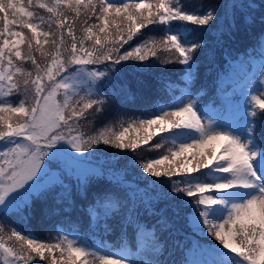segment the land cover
Returning <instances> with one entry per match:
<instances>
[{
    "label": "snow or ice",
    "instance_id": "snow-or-ice-1",
    "mask_svg": "<svg viewBox=\"0 0 264 264\" xmlns=\"http://www.w3.org/2000/svg\"><path fill=\"white\" fill-rule=\"evenodd\" d=\"M27 4L32 6L33 0ZM36 7L49 14L47 21L22 0H0V223L16 217L26 227L34 201L46 202L57 188L61 191L53 199L65 204V211L74 203L73 191L87 198L92 182L105 179L91 164L99 145L119 150L112 155L125 160L126 169L140 168L144 188L133 187L121 171L109 183L125 188L123 197L107 190L93 194L88 206L92 220L102 215L106 222L122 214L119 248L103 243L90 246L75 236L41 241L12 226L8 239H15L20 248L6 246L0 238L6 264L33 260L37 264H153L137 259L146 240H152L159 251L156 225L149 230L139 220L141 205L149 215L159 217L156 224L161 231L173 227L169 210L180 219V209H189L183 215L185 227L206 242H194L190 252L195 258L187 264H264V136L256 135L257 120L264 127V67L259 79L246 87L240 109L243 127L223 119L205 124L207 113L184 91L170 104L150 105L127 121L120 119L119 131L107 126L95 135L80 131L82 121H103L110 111L135 104L138 92L152 88L149 74L156 65L148 61L160 49L173 54L161 63L184 66L179 80L185 88L194 86L199 69L196 54L204 42L192 36L188 27L172 22L219 24L214 10L189 11L173 0H53ZM65 9L73 14L71 19ZM81 16L78 37L75 25ZM44 23L48 30L41 28ZM157 24L166 26L160 40L129 44L144 35L142 29ZM234 26L233 18L229 28ZM26 63L31 70L23 66ZM96 65L105 67H90ZM117 75L122 80L118 85ZM161 82L166 88L175 87L163 77L155 81ZM21 88L25 96L31 95L30 101L5 99L19 94ZM169 142L172 147L166 153L143 163L129 155L144 146L161 148ZM211 174H216L213 180L201 179ZM161 201L165 206L155 209L153 204ZM130 227L137 241L135 251L126 238Z\"/></svg>",
    "mask_w": 264,
    "mask_h": 264
},
{
    "label": "trees",
    "instance_id": "trees-1",
    "mask_svg": "<svg viewBox=\"0 0 264 264\" xmlns=\"http://www.w3.org/2000/svg\"><path fill=\"white\" fill-rule=\"evenodd\" d=\"M39 2L51 4L53 0H33V5L28 6L27 0H22V3L33 11L37 17H43L45 21L48 20L49 14L36 5ZM116 3H123L126 0H114ZM127 2L138 3L141 0H127ZM155 3L156 0H150ZM177 6H183L187 10H197L204 13L214 10V14L218 17L219 24L216 21L208 26L201 27L197 25H190L187 22H172V24L180 27L181 25L188 27L191 30V35L204 42V47L196 54V60L199 63L198 78L195 80L194 86L190 85L191 94L194 95L198 92L201 94L198 99H206L207 101L217 102L220 95H218L219 86L231 76L232 70H236L238 65H249L250 61L260 54V50L264 48V0H173ZM253 4L252 8L241 7V5ZM235 4L237 7L233 8ZM227 6V7H225ZM66 14L71 19L72 13L65 9ZM249 17L248 22L244 18ZM235 19V26L229 28V24ZM83 16L76 22L75 28L77 36L81 34L83 24L81 21ZM119 22V21H117ZM91 23V21H90ZM2 27V22H0ZM55 26H53L54 29ZM164 25H150L142 29L144 35H138L130 41L129 44H134L137 41L148 39L160 40L163 36ZM219 27L220 32L216 29ZM41 28L48 30L47 23L41 25ZM18 30V29H17ZM27 35L30 33L24 30ZM89 44L91 42H88ZM125 48L128 45L124 46ZM49 45H45L48 49ZM261 48V49H260ZM123 51V49L121 50ZM173 55L163 49L158 50L156 57H150L148 63L155 62V68L149 74L152 82V88L141 90L137 93V101L135 104H130L119 111H110L103 121H95L93 123H85L82 121L80 131L85 135H95L99 131L104 130V127H111L116 131L120 130V119L127 121V118L132 115H139L140 111L147 107L159 106L163 100H171L175 93L178 91L179 85H183L179 77L183 72L184 66L179 63L162 64V61L169 59ZM39 59V56L37 54ZM43 63V61H42ZM128 64L134 63L133 61L127 62ZM26 69L31 70V64L26 63L23 65ZM93 68L104 69V65L90 66ZM163 77L166 80H171L175 85L174 88H166L165 83H155L156 79ZM228 79L224 84L229 83ZM122 82L120 76L114 77V83L120 84ZM108 91L107 89L105 90ZM84 95V93H83ZM219 96V97H218ZM9 101H18L19 99L31 100V95L25 96L23 88L17 95L6 97ZM257 113L260 110L257 108ZM126 126V123L125 125ZM256 135L264 136V127H261L257 120ZM159 137L155 138L150 143L155 145ZM100 151H97L92 158L91 164L94 168L101 170L105 179L100 182L93 181L89 188L87 198H82L73 191L74 203L70 211H65L66 205L63 203H56L53 196L57 195L61 189L57 188L55 192L50 195L46 202L34 201L31 218L28 220L26 227L21 225L16 217H9L8 223H0L3 232H0V238L3 239L6 246L19 250L20 246L15 239L9 240L8 237L11 233L12 226L21 228L22 231L31 233L34 237L41 241H56L60 238L58 227H61L66 232H74L92 245L99 247L102 243L107 244L113 250L119 248L121 243V220L122 214L117 215L115 218L108 219L105 222L104 217L101 215L99 219L92 220L88 206L93 202V194L98 191H113L118 196L123 197L126 189L120 185L109 183V179L115 173L123 171L124 178L127 181L133 182V187L139 185L141 189L144 188L142 177L138 174L140 168H125L126 161L118 159L112 153H118L119 150L112 149L105 145L98 146ZM172 147L171 143H165L161 148H147V146L137 149L136 153H129V155L137 156L138 160L143 163L151 157H161L162 154L167 152V149ZM212 175V174H211ZM201 177L206 181H211L212 176ZM149 180L154 179L148 177ZM164 201L154 203L155 209H160L165 206ZM47 208L48 212L45 214L44 209ZM56 211H53V210ZM189 209L181 208V218L176 219L171 210L167 215L170 221L173 222V227L161 231V226L156 224L159 217L149 215L143 205L139 208L140 222L145 225L149 230L153 225H156V245L159 251H156L153 246L152 240L145 241L144 250L140 253L137 259L151 261L153 264H187L188 249L191 247L190 229L185 227L183 215ZM127 242L132 247L133 251L136 248V237L133 228L127 230ZM211 240V238H208ZM186 240V241H185ZM212 243H216L214 240ZM58 255V253H57ZM91 259V257H90ZM1 264V263H0ZM22 264V262H21ZM31 264H37V260H33ZM44 264V262H38ZM98 264V262H96Z\"/></svg>",
    "mask_w": 264,
    "mask_h": 264
},
{
    "label": "rangeland",
    "instance_id": "rangeland-1",
    "mask_svg": "<svg viewBox=\"0 0 264 264\" xmlns=\"http://www.w3.org/2000/svg\"><path fill=\"white\" fill-rule=\"evenodd\" d=\"M258 64V67H257ZM254 63L256 66V69L251 71L250 74L241 82L239 83L237 87V91H239L236 95L230 94V97L225 98L224 101L229 102V109L225 111V108L223 107H217L213 104H203L200 106L201 111L204 113H207V115L204 117L205 124L211 122L213 125L218 120H226V121H235L237 122L241 127H243V120L241 118V112L240 109L243 108L245 104V92L246 87L249 84V82H255V80L259 79L260 70L262 67H264V63L262 61H258V63ZM244 69H241L243 71ZM242 73V72H241ZM182 89H187L185 86ZM84 92H81V95H83ZM257 110V109H256ZM215 177V176H214ZM72 237V235H70ZM0 263L6 264L4 254L0 252Z\"/></svg>",
    "mask_w": 264,
    "mask_h": 264
}]
</instances>
